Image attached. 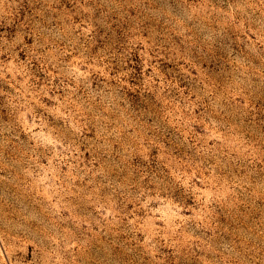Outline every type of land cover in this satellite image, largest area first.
<instances>
[{"label":"rangeland","instance_id":"374dc122","mask_svg":"<svg viewBox=\"0 0 264 264\" xmlns=\"http://www.w3.org/2000/svg\"><path fill=\"white\" fill-rule=\"evenodd\" d=\"M0 264H264V0H0Z\"/></svg>","mask_w":264,"mask_h":264}]
</instances>
